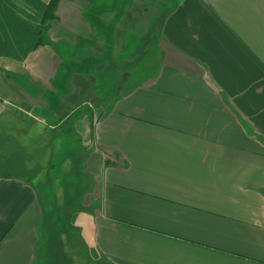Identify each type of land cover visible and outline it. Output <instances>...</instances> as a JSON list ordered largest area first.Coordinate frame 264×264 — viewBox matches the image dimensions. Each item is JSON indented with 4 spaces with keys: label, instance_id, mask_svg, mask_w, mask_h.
Instances as JSON below:
<instances>
[{
    "label": "crops",
    "instance_id": "crops-1",
    "mask_svg": "<svg viewBox=\"0 0 264 264\" xmlns=\"http://www.w3.org/2000/svg\"><path fill=\"white\" fill-rule=\"evenodd\" d=\"M55 16L24 60L0 54V118L44 110L75 145L62 134L46 186L36 165L1 172L0 264H55L51 203L68 212L77 168L88 263L264 264V0H59Z\"/></svg>",
    "mask_w": 264,
    "mask_h": 264
},
{
    "label": "rangeland",
    "instance_id": "rangeland-1",
    "mask_svg": "<svg viewBox=\"0 0 264 264\" xmlns=\"http://www.w3.org/2000/svg\"><path fill=\"white\" fill-rule=\"evenodd\" d=\"M132 70L133 68L130 69V71ZM130 71H123L122 76L116 79L115 86L106 76H103V81L108 86L104 96L108 95L111 99L118 87L128 80L131 75ZM51 97L45 91L41 99L51 104ZM93 97V100H95L96 97L94 95ZM30 114L32 117L27 119L0 118V174L4 171L24 175L25 172H31L39 168V170L34 172H39L44 182L43 185L46 186L47 168L51 166L49 164L50 161L55 164L50 175L51 179H53L54 174L62 171V134L66 135L69 144L72 143V148L75 145V139L69 135L70 132L68 130L71 128V123H63L61 125V121L50 118L44 110L32 111ZM40 114L43 116H39ZM34 165L38 166V168H34ZM76 170L75 175L69 177L67 202L70 208L68 212L62 213V202L60 200L51 203L55 214H60L55 222V227L57 233L62 235V240L51 241L50 247L55 264H79L78 259L76 260L73 257L74 249L82 255V264H90L87 260L88 253L85 248L80 246L82 242L80 230L75 228V222L79 221V198L80 196L82 197L86 190L85 186L79 183L82 173L78 168ZM91 261L92 264H95L94 260ZM98 264H103L100 259Z\"/></svg>",
    "mask_w": 264,
    "mask_h": 264
},
{
    "label": "trees",
    "instance_id": "trees-1",
    "mask_svg": "<svg viewBox=\"0 0 264 264\" xmlns=\"http://www.w3.org/2000/svg\"><path fill=\"white\" fill-rule=\"evenodd\" d=\"M13 1L0 0V54L7 53L21 61L43 45V34L56 19L59 0L49 4L23 0V9H18Z\"/></svg>",
    "mask_w": 264,
    "mask_h": 264
}]
</instances>
